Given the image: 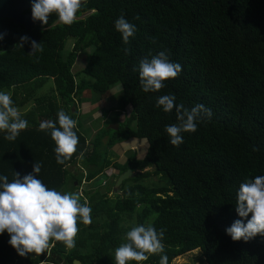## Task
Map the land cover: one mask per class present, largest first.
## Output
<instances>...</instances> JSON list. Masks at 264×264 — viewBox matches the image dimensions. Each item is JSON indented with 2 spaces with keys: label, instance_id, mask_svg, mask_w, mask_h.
<instances>
[{
  "label": "trees",
  "instance_id": "trees-1",
  "mask_svg": "<svg viewBox=\"0 0 264 264\" xmlns=\"http://www.w3.org/2000/svg\"><path fill=\"white\" fill-rule=\"evenodd\" d=\"M121 13L136 25L129 45L115 30ZM57 20L53 13L47 25L29 31L11 19L0 20L9 32L0 41V91L11 90L20 111L35 100L31 110L21 113L28 127L16 140H6L7 133L0 131V176L11 183L15 172L23 178L38 162L37 178L63 193L69 182V191L77 190L74 183L81 186L83 179L94 185L110 167L116 177L128 169L136 175L122 183L114 197H109L110 190H85L92 223L78 221L73 249L53 240L45 253L21 257L5 232L0 234V264H73L75 259L116 264L115 249L127 242V231L141 224L166 229L163 243L169 264L194 250H200L208 264H264V236L233 241L225 231L242 219L236 212L239 185L264 175V0H86L70 26L55 24ZM24 35L42 42L43 52L30 55V43L17 45ZM71 40L73 48L66 56ZM87 49L92 50L83 71L94 80L79 82L73 67ZM163 50L182 71L160 91L146 93L139 62ZM50 80L53 88L44 92ZM116 83L122 87L120 96L102 112L107 119L114 111L108 121L111 128L94 131V140L88 138L81 122L87 104L81 106L79 95L91 89L101 98ZM169 94L177 105L190 109L199 103L213 112L210 121L198 123L196 132L182 133L178 147L165 131L166 125L177 123L175 109L165 113L155 106L157 97ZM128 107L131 114L121 123L118 118ZM60 110L77 120L74 131L79 138L76 153L64 165L56 162L50 132L38 130L45 120L59 127ZM130 138L147 140L146 154L133 155L125 164L110 160L109 150ZM253 146L260 150L253 151ZM80 166L85 173L71 172ZM153 175L165 185H146ZM148 255L146 261L128 264H159L160 254Z\"/></svg>",
  "mask_w": 264,
  "mask_h": 264
},
{
  "label": "clouds",
  "instance_id": "clouds-1",
  "mask_svg": "<svg viewBox=\"0 0 264 264\" xmlns=\"http://www.w3.org/2000/svg\"><path fill=\"white\" fill-rule=\"evenodd\" d=\"M85 2L86 0H32V19L47 25L49 16L55 13L61 23L70 26ZM114 26L121 34L122 43L129 45L130 38L137 31L136 25L130 23L121 13ZM3 39L4 35L0 34V41ZM26 43H30V55L42 53L44 50L42 42L30 40L27 35L21 36L17 45L23 48ZM123 51L127 55L131 49L125 47ZM149 56L150 58H142L138 66L140 84L146 93L160 91L166 80L176 78L182 71V65L170 61L167 50L155 55L150 52ZM175 101L174 95H162L157 97L155 106L162 107L165 113H171L175 109L177 123L166 125L165 131L170 138L169 142L178 147L183 143L182 133L196 132L198 123L210 121L213 112L203 104L198 103L189 109L182 103L177 105ZM57 116L59 127L57 122L45 120L40 123L38 130L50 132L56 145V162L64 165L77 151L79 138L74 131L77 120L63 110ZM27 127L28 121L22 118L20 110L14 106L11 94L0 91V131L7 133L5 139L16 140ZM252 150L260 149L253 146ZM40 171L41 164L35 162L31 173L21 178L20 173L15 172L11 183L7 176H0V234L8 233V243L21 257L30 253L37 256L45 253L53 240L62 242L66 249L71 250L76 246L78 221L86 226L92 223V209L87 201L81 202L82 194L79 191L62 193L49 189L37 178ZM105 185L106 181L102 183V186ZM236 212L242 219L235 220L225 230L233 241L247 242L257 235L264 236V175L246 179L239 185ZM249 214L251 218L245 223L243 218L249 217ZM165 231L164 228L157 230L152 224L133 226L126 232L127 242L115 249L116 264L146 261L149 259L148 254H160L159 264H169V258L164 254Z\"/></svg>",
  "mask_w": 264,
  "mask_h": 264
},
{
  "label": "rangeland",
  "instance_id": "rangeland-1",
  "mask_svg": "<svg viewBox=\"0 0 264 264\" xmlns=\"http://www.w3.org/2000/svg\"><path fill=\"white\" fill-rule=\"evenodd\" d=\"M58 23L61 22L59 21ZM72 48H73V41L72 40L67 41L66 53H65L66 56L72 50ZM91 50L87 49L83 51V56L78 57V60L73 67V72L76 74V79L79 82L82 80H85V82H93L94 80L92 76H90L89 74L83 71V67H85V62L87 61L88 55L90 54ZM52 88H53V81L50 80L48 83H46L45 87L43 88V91L49 92L50 90H52ZM121 89L122 87L120 83H116L113 86H111V89L101 98H99L98 94L91 89H85L79 95L77 100L81 101L82 104L81 106H83V104H87L86 110L82 115L81 122H82V130L85 132L88 138H92L94 140L96 137L94 131L96 130L98 131L103 128H111L108 121L110 118L113 119L114 111L108 114L107 119L102 118V112L108 111L112 105L113 106L115 105L116 100H118L120 96ZM1 91L10 94L12 92L11 90L10 91L1 90ZM34 104H35V100L31 102V106H27L25 109H21L20 113H24L27 110H31ZM130 114H131V108L128 107L125 114H122V116H120L118 120L121 121V123H126L127 116H130ZM109 133L110 135L106 137L105 141L109 139V137L113 133V129L110 130ZM147 149H148L147 140L130 138L128 140L116 143L114 147H112V149L109 150L108 158L118 164H125V162L133 155H137L138 158H142L143 155L146 154ZM70 170L75 175L78 174L81 175L82 173H85L83 171L85 170L84 168L79 169L77 167H73ZM147 170L153 171L154 168H149ZM116 175L117 174L115 173L114 167H110L95 180L94 185L91 182H87L85 179H83L81 186H79L78 183H74V186L78 187V189L75 191H79V193H81L83 196L85 190H87L89 193H93L95 190H100V192H106L110 190L109 197H114L115 194L117 195L120 194V192H118L119 188L116 189L114 184L116 183V179H117ZM105 181L107 182V185L102 186V183ZM144 182L146 185H156V184L165 185L164 183H166V181L164 179H161L160 176H154V175L151 178L145 180ZM67 185H68L67 189L71 190L73 188L72 185H70V182ZM95 185H100L101 187L95 188L93 187ZM171 264H208V263L204 261L200 250H194L192 252L184 254L183 256L176 257Z\"/></svg>",
  "mask_w": 264,
  "mask_h": 264
},
{
  "label": "water",
  "instance_id": "water-1",
  "mask_svg": "<svg viewBox=\"0 0 264 264\" xmlns=\"http://www.w3.org/2000/svg\"><path fill=\"white\" fill-rule=\"evenodd\" d=\"M32 0H0V20L10 18L15 25L22 26L26 30H31L37 25H43L40 21H34L32 15H24L23 13L31 10ZM7 37V32H0ZM136 175L131 169L120 174L115 183L116 189L120 187L126 180L131 179ZM74 192V191H68ZM83 202V196L80 197ZM73 264H83L79 259H75Z\"/></svg>",
  "mask_w": 264,
  "mask_h": 264
},
{
  "label": "flooded vegetation",
  "instance_id": "flooded-vegetation-1",
  "mask_svg": "<svg viewBox=\"0 0 264 264\" xmlns=\"http://www.w3.org/2000/svg\"><path fill=\"white\" fill-rule=\"evenodd\" d=\"M23 14H24V15H32V11L29 10V11L23 13ZM6 19H10V18H6ZM1 20H4V19H1ZM58 22H59V20H57L55 24H59ZM3 26H5V24H2V23L0 22V32H7V37H8L9 32H8L7 29L2 28ZM37 26H41V25H37ZM37 26H35V27H37ZM19 27L24 28V27H22V26H19ZM35 27H33V28H35ZM24 29H25V28H24ZM25 30H26V29H25ZM26 31H29V30H26Z\"/></svg>",
  "mask_w": 264,
  "mask_h": 264
},
{
  "label": "crops",
  "instance_id": "crops-1",
  "mask_svg": "<svg viewBox=\"0 0 264 264\" xmlns=\"http://www.w3.org/2000/svg\"><path fill=\"white\" fill-rule=\"evenodd\" d=\"M133 148V147H132ZM74 192H78V191H74Z\"/></svg>",
  "mask_w": 264,
  "mask_h": 264
}]
</instances>
